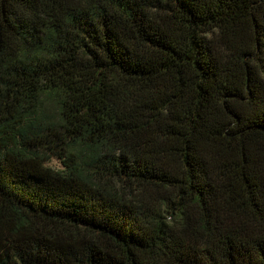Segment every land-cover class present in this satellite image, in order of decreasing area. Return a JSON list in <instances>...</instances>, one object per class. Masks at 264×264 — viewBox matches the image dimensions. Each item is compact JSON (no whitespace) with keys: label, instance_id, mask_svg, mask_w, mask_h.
Segmentation results:
<instances>
[{"label":"trees","instance_id":"1","mask_svg":"<svg viewBox=\"0 0 264 264\" xmlns=\"http://www.w3.org/2000/svg\"><path fill=\"white\" fill-rule=\"evenodd\" d=\"M0 264H264V0H0Z\"/></svg>","mask_w":264,"mask_h":264},{"label":"rangeland","instance_id":"2","mask_svg":"<svg viewBox=\"0 0 264 264\" xmlns=\"http://www.w3.org/2000/svg\"><path fill=\"white\" fill-rule=\"evenodd\" d=\"M53 164H56V163L53 161Z\"/></svg>","mask_w":264,"mask_h":264}]
</instances>
